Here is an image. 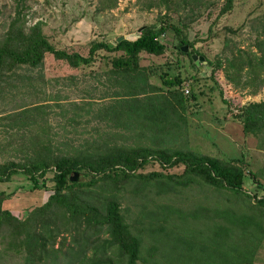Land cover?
<instances>
[{
    "label": "rangeland",
    "instance_id": "rangeland-1",
    "mask_svg": "<svg viewBox=\"0 0 264 264\" xmlns=\"http://www.w3.org/2000/svg\"><path fill=\"white\" fill-rule=\"evenodd\" d=\"M14 2L0 0V36L13 16ZM221 3L222 0H202L189 3L188 7L179 0H23L19 6L24 13L23 18L20 15L24 29L36 20L41 21L44 34L55 47L85 54L93 39L112 42L120 35L132 36L141 25L157 24L168 15L174 21H182L185 34L196 51L208 61L219 60L220 64L214 67L210 76V65L208 70H199L197 65L196 69L183 53L185 51L174 48L177 37L170 29L160 36L165 44L162 53H139L140 64L155 65L158 73L185 74L183 82L189 83L190 92L185 96L181 110L177 109L175 113L181 121L178 122L179 131L159 141V137L138 127L131 117L116 116L107 107L118 98L115 94L122 93L125 88L106 74L110 68L109 57L117 52L99 49L90 63L78 66H70L44 52L40 65H18L12 78L6 83L0 82V162L22 161L32 154H97L105 145L149 146L157 141L159 146L168 148H187L220 158L243 159L244 167L253 171L262 183L255 187L247 175L243 190L261 196L264 193V128L256 133H244L235 112L247 101L264 98V72L258 71L259 84L254 82L242 87L238 85L242 75L231 71L239 59L262 53L264 0H233L232 7L224 12L219 11ZM258 41L262 43L260 48L256 45ZM227 57L233 58V67L227 66ZM224 67L238 84L228 80ZM149 79L157 85L162 84L156 74L150 75ZM158 167L155 161H149L140 172ZM171 170L180 172L182 166L177 165ZM51 176L48 169L38 178L37 187H32L31 180L22 171L0 179V190L6 193L1 206L10 208L17 218H24L46 199L51 191ZM77 179L86 180L87 175L78 172ZM103 185L99 180L88 190V198L97 199L96 193L99 199L108 192L116 194L127 223L141 237L139 264H181L174 262V243L182 245L180 238L174 239V235L189 236L191 251H196L194 255L205 254L207 251L199 245L215 227L218 217L213 214L217 209H233L237 217L247 219L243 223L236 222L234 232L223 239V248L228 251L230 246H235L236 253H245L257 238L259 241L251 263L264 264V231L260 234L259 228L264 226V208L248 206L245 196L233 195L232 198V194L224 189L206 184L195 176L186 187L170 185L164 192L157 191L156 181L147 182L136 190L137 181L131 177L120 182L116 189L107 190ZM166 205L189 216L187 222L186 218H176L175 212L164 215L161 207ZM194 212L198 213L196 218L190 216ZM208 214L211 217L208 218ZM54 219L56 222L55 216ZM51 220L53 218L48 222L50 225ZM60 230L54 245L58 244L61 234L65 236L63 245L34 264H67L75 260L79 237L74 231ZM2 231L5 240H9L6 231ZM98 236L101 239L104 233ZM2 245L0 264L23 262L21 252L4 249ZM92 247L86 245L83 248L82 245L84 257L105 258ZM107 254L115 261L112 250Z\"/></svg>",
    "mask_w": 264,
    "mask_h": 264
},
{
    "label": "trees",
    "instance_id": "trees-1",
    "mask_svg": "<svg viewBox=\"0 0 264 264\" xmlns=\"http://www.w3.org/2000/svg\"><path fill=\"white\" fill-rule=\"evenodd\" d=\"M179 1L189 7L192 2L202 0ZM20 3H23V0H15L13 16L0 36V82L6 83L7 79L12 78L14 68L18 65L30 67L40 65L44 52L51 53L54 58L62 59L70 66L90 63L99 49L117 52L109 57L110 68L106 74L109 79L113 78L115 82L125 85V88L121 91L122 93L115 94L118 98L107 105L109 110L117 114L116 116H125L128 119L131 117L138 127L159 137L157 139L159 141H163L164 136L170 137L174 135V132L179 131L178 122L181 121L177 119L175 113L177 109L181 110L185 96L190 92L189 86L184 91L181 84L186 79V75H181L179 72L168 75L166 71L158 73V67L155 68V65L139 63V53H162L165 44L160 40V36L166 29H170L177 37L173 44L174 48L183 52L180 45H187L188 50L183 53L197 69L190 54L200 53L192 46V41L187 38L182 21L180 23L179 19L174 21L168 15H164L157 24L141 25L134 39L122 38L114 43L93 39L89 42L86 53L81 54L76 50L68 51L55 47L44 34L39 20L24 29L22 19L24 13L20 9ZM232 4L233 0H222L219 11L229 10ZM261 44L258 41L256 45L260 48ZM261 52L258 55L252 53L251 56L239 59V63L235 66L233 58H225L228 67L234 66V70H229L232 73H240L243 77L241 83L238 84L230 74L231 72H227V67H224L228 80L242 87L253 85L254 82L259 84L261 78L258 77V71L264 72V48H261ZM204 58L210 65L208 75H213L214 67L220 64L219 60L208 61L206 57ZM155 74L162 84L157 85L149 79L150 75L155 76ZM160 86L165 90L163 91ZM235 113L244 133H256L264 128V98L241 104ZM155 143L149 146L112 144L105 145L104 149L97 154L47 153L42 156L32 154L24 157L22 161L0 162V179H6L15 171H22L31 180L32 187H37L38 178L48 169L54 168L51 176V191L46 199L40 205L33 207L22 219L1 206L6 193L0 190V245L3 244L4 249L13 248L16 252H21L24 258L21 264H34L48 255L50 251L63 245L65 239L63 234L56 246L54 242L61 232L60 228H64L76 232V237H79L78 241H80L79 248L75 251V260L67 264H105V262L107 264H139L141 237L132 231L127 223L116 194L108 192L99 199L96 193L97 199L88 198V190L97 185L99 180L102 184L104 183L103 187L107 190L119 188V183L130 177L137 181L138 185L134 187L136 190L147 182L156 181L157 191L164 192L170 185L186 187L195 176L206 184L224 189L232 194V198L238 195L245 196L248 206L259 205L264 208V193L256 197L255 194L252 195L243 190L244 179L247 175L255 187L262 184L253 171L244 167L243 159L220 158L187 148L159 146L157 141ZM149 161H155L159 167L154 168L156 170L141 173V169ZM177 165L182 166L180 172L171 170ZM73 170L87 175V179L70 181L68 175ZM40 182L42 183L43 179ZM161 209L164 215L169 214L170 216L175 212L174 207L170 205L162 206ZM58 211L61 214H58ZM175 214L176 218L180 220L186 218L187 222L189 216L184 212L178 210ZM196 214L198 215L194 212L190 216L196 218ZM213 215L218 217L215 221L216 225L210 230L209 236L201 242V246L199 245L200 249L207 252L201 256L194 255L196 251H191L192 248L189 246L191 245L190 237L174 235V239L180 238L182 242L181 246L174 243V262L181 264H252L254 249L259 241L257 238L245 253H236L235 246H230L228 251L223 248V239L227 238L229 233L234 232L233 227L236 222L243 223L247 219L237 217L233 209L225 211L217 209ZM54 216L57 218L56 222ZM207 217L211 215L208 214ZM51 218L53 220L50 225L48 222ZM221 218L223 219L220 220ZM259 228L262 234L264 226ZM2 230L6 231L9 240H5L6 236L2 234ZM102 232L104 236L100 239L98 235ZM98 239H100L98 243H95ZM82 245L83 248L86 245H93L92 249L98 251L100 255H105V258L100 259L98 256L89 255L84 257L85 251ZM111 250L115 261H111L107 254V251Z\"/></svg>",
    "mask_w": 264,
    "mask_h": 264
},
{
    "label": "water",
    "instance_id": "water-1",
    "mask_svg": "<svg viewBox=\"0 0 264 264\" xmlns=\"http://www.w3.org/2000/svg\"><path fill=\"white\" fill-rule=\"evenodd\" d=\"M141 27V26H140ZM140 27H138L137 28V33L136 34H134V35H132V36H128V35H120V36H117L116 38H115V40L114 41H112V43H114L115 41H118V40H120V39H122V38H126V39H134L137 35H138V32H139V30H140ZM180 49L182 50V51H186L187 49H188V47H187V45H185V44H183V45H180ZM190 57L192 58V60L194 61V63L198 66V69L199 70H201V69H205V70H208L209 69V65L208 64H206V62H205V59H204V57L201 55V54H197V53H194V52H192L191 54H190ZM201 74H203V72L201 71ZM77 178H78V171H76V170H73V172L72 173H70L69 175H68V179L70 180V181H75V180H77Z\"/></svg>",
    "mask_w": 264,
    "mask_h": 264
},
{
    "label": "built area",
    "instance_id": "built-area-1",
    "mask_svg": "<svg viewBox=\"0 0 264 264\" xmlns=\"http://www.w3.org/2000/svg\"><path fill=\"white\" fill-rule=\"evenodd\" d=\"M182 87H183V90L186 91L188 89V82L187 81L183 82ZM53 169H54L53 167L50 169L51 172L53 171Z\"/></svg>",
    "mask_w": 264,
    "mask_h": 264
},
{
    "label": "crops",
    "instance_id": "crops-1",
    "mask_svg": "<svg viewBox=\"0 0 264 264\" xmlns=\"http://www.w3.org/2000/svg\"><path fill=\"white\" fill-rule=\"evenodd\" d=\"M7 209H8V208H7ZM9 209H10V208H9ZM9 209H8V210H9Z\"/></svg>",
    "mask_w": 264,
    "mask_h": 264
}]
</instances>
